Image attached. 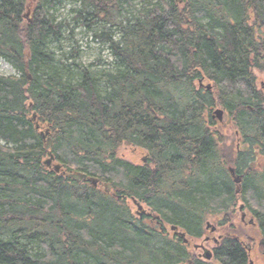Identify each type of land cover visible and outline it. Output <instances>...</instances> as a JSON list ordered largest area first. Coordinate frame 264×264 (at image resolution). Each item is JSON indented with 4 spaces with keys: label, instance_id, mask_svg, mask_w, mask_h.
Here are the masks:
<instances>
[{
    "label": "trees",
    "instance_id": "1",
    "mask_svg": "<svg viewBox=\"0 0 264 264\" xmlns=\"http://www.w3.org/2000/svg\"><path fill=\"white\" fill-rule=\"evenodd\" d=\"M130 1L0 0V59L18 73L0 76V264H177L184 249L162 246L131 199L194 237L241 203L264 253V0H156L118 22ZM67 2L113 70L55 58L67 26L50 13ZM217 109L236 142L227 152ZM135 148L147 164L124 157ZM226 241L215 260L247 264Z\"/></svg>",
    "mask_w": 264,
    "mask_h": 264
},
{
    "label": "rangeland",
    "instance_id": "2",
    "mask_svg": "<svg viewBox=\"0 0 264 264\" xmlns=\"http://www.w3.org/2000/svg\"><path fill=\"white\" fill-rule=\"evenodd\" d=\"M156 0H132L130 1L129 5H124L123 6V16L118 18L119 20L123 19L125 21L127 18H130V16H137L138 13H141L142 10L148 8L150 5H154L153 3ZM75 6L71 2H67L63 4L61 7L57 9L55 12H51V16L57 21H65L66 23V30L63 33V36L65 39L61 41L58 45V48L55 46L52 47V51L55 53V58L57 60H60L61 63H64V65H70V64H75L79 65L81 67L87 68L91 74H102L103 72L106 71H111L113 70V58L110 56V52L107 49V45L104 43L95 40L94 39V32L87 30L86 28L83 27H77L74 25L72 21V16L69 14V10L74 8ZM125 18V19H124ZM25 20H31L29 14L25 15ZM93 31L99 30L97 27H92ZM116 31H112V35L116 38ZM65 59H68L67 61ZM71 70L75 71L73 69V66H71ZM0 76H5V77H17L18 73L11 68L6 62L0 59ZM264 79V78H263ZM216 121V120H215ZM225 122V123H224ZM230 125V123H227L226 116H223L222 122H219L214 128L216 129L217 132H219V135L222 137L223 142L221 145V148L227 152L231 144H235V138L234 141L233 135L231 133V130L226 128L227 126ZM45 131V130H43ZM236 134V133H234ZM47 136H45L44 141L47 142ZM222 141V140H221ZM232 141V142H231ZM237 141V140H236ZM124 157L131 161L134 164H142V160L148 159L147 152L140 150V149H129L125 150L123 152ZM231 176V175H230ZM91 185V183H89ZM92 186V185H91ZM102 188L100 187V190ZM109 191V190H106ZM128 206L130 207V212L131 214L138 218L139 212L137 207L132 203V201L127 202ZM241 203L238 204L236 207V210L233 214V218L231 221L226 222L225 225H220L215 224L216 217H208V223L210 224V227L214 225L219 229L218 234L221 235H226V234H234L235 231H238L239 234L242 236L245 244V247L248 250L249 255V262L248 264H264V256H262V252L260 249L256 247L255 239H252V242L254 241V244L250 242L249 238L246 237H256L258 235L257 229L255 226V222L252 218V216L248 213V211L244 208L241 210H238L239 206ZM142 210L145 213V210L148 211V208L142 204ZM143 213V214H144ZM142 214V215H143ZM242 214H245L244 220H242ZM253 221V223H249V221ZM231 225L235 226V230L231 227ZM167 231L170 233L169 228L166 226ZM209 228L206 229L207 232H205V235L200 238V239H189V245H188V251L189 254L193 256H200L204 258V254L208 250H212L213 245L211 243L204 244V246L207 249H201V245L204 243V239L206 237H214L216 238L217 235H209ZM211 230V229H210ZM234 231V232H233ZM211 232V231H210ZM248 239V240H247ZM250 242V243H248ZM199 246V247H196ZM211 246V247H210ZM199 249V250H198ZM213 261V260H212ZM214 262V261H213ZM216 264H219L218 262Z\"/></svg>",
    "mask_w": 264,
    "mask_h": 264
},
{
    "label": "flooded vegetation",
    "instance_id": "3",
    "mask_svg": "<svg viewBox=\"0 0 264 264\" xmlns=\"http://www.w3.org/2000/svg\"><path fill=\"white\" fill-rule=\"evenodd\" d=\"M142 164H147V159L142 160ZM97 185L98 184L96 182V185H93V187H97ZM107 193H109V191H107ZM131 201H132L133 204H134L133 201L139 203L141 206L143 204V203H140L139 201H137L135 199H131ZM144 205L146 206V204H144ZM147 208H148V211L145 210V213L141 217H138V218L139 219H143L144 217L150 218L151 222L154 223L157 226L158 230L163 234L162 242H161L162 246H165V245H168V246L169 245H176L177 247L184 249L185 257L182 258V260H178L177 264H216L217 261L215 260V256L217 255V253L220 250H222V249L226 250V248H225L226 243H227L226 240H228V239H231L234 242H236L238 244V247H239L240 251H242L244 254H247L248 257L250 255V253L248 254V250L245 247V244H244L245 240H243L242 236L239 234L238 231H235L234 235L233 234H229V233L226 234V235L218 234L219 229L215 225H214V227L211 226V228H209L210 224L208 223V220H206L204 222L203 227H202L201 235L197 236V237H194V236L188 235L185 231H183L178 226H175V225H172V224H168L164 220L158 221L157 219L159 217L158 216H154L152 214L151 208H149V207H147ZM226 222H229V221H226ZM226 222L224 224L221 223L219 218H216V220H215V224H218V226H220L221 224L225 225ZM166 226L169 228V231L171 232V235L167 231ZM231 227L235 230V226L231 225ZM208 228H209V232H208L209 235H217V237L216 238L209 237V236L206 237L204 239V243L201 245V249H207L204 246V244L205 243L206 244L211 243L213 245L212 250L210 251V250L207 249L208 252H206L204 254V258H202L200 256L196 257V256H193V255L189 254V251H188L189 240H188V238L191 239V240L192 239H200V238H202L205 235V232H207L206 229H208ZM180 235H184V237H181ZM178 240H180V241H178ZM196 247H199V246H196ZM167 250L168 249H165L166 252H167ZM168 253L174 254V252H171V251H168L167 254ZM207 255H209V257H207ZM261 255L264 256V253L262 252ZM248 262H249V258L247 259V264H248Z\"/></svg>",
    "mask_w": 264,
    "mask_h": 264
},
{
    "label": "water",
    "instance_id": "4",
    "mask_svg": "<svg viewBox=\"0 0 264 264\" xmlns=\"http://www.w3.org/2000/svg\"><path fill=\"white\" fill-rule=\"evenodd\" d=\"M200 85L203 86L201 82H200ZM206 89H210V85L206 86ZM223 115H224L223 111H222V110H219V109L215 110V111L213 112V114H212L213 118H214V119L216 118V119H217L218 121H220V122H222V120H223ZM32 120H35V115L32 116ZM227 123H228V124L230 123V119H229V118L227 119ZM36 128L38 129V126H36ZM47 135H48V131H47V130H45V132H41V136H42V137L45 138V136H47ZM51 145H52V142H51L50 138H48V139H47V142H46V147H45L46 150H49V148L51 147ZM52 162H53V157L50 156V157L44 162V165H45L46 167H51ZM53 169H54L55 172H59V171H60V167L57 166V165H53ZM228 171H229V173H230V175H231V177H232L234 183H235L236 185H239V183H240V178L234 176V170H233L232 168H229ZM68 177H69L70 179L76 181V182H85V181H87V180H90V183H91L92 185H96V181H95V180H93V179H88L87 176H86V175H83V174H75V173H71V174L68 175ZM106 188H107V190L109 189L108 186H107ZM133 202H134V205H135V206L137 207V209H138L139 216L141 217L142 214L144 213L143 210H142V206H141L139 203L135 202V201H133ZM241 209H242V206H240V210H241ZM244 218H245V214H242V220H244ZM250 223H252V221H250ZM180 236H181V237H184V235H180ZM207 257H209V255H207Z\"/></svg>",
    "mask_w": 264,
    "mask_h": 264
},
{
    "label": "bare ground",
    "instance_id": "5",
    "mask_svg": "<svg viewBox=\"0 0 264 264\" xmlns=\"http://www.w3.org/2000/svg\"><path fill=\"white\" fill-rule=\"evenodd\" d=\"M38 129H39V128H38ZM38 129H37V130H38ZM49 149H50V148H49ZM53 160H54V159H53ZM43 165H44V164H43ZM234 176H235V177H239L238 175L235 174V172H234ZM239 178H241V177H239Z\"/></svg>",
    "mask_w": 264,
    "mask_h": 264
}]
</instances>
